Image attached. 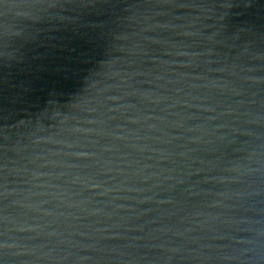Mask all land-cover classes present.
Masks as SVG:
<instances>
[{
    "label": "water",
    "instance_id": "95a60500",
    "mask_svg": "<svg viewBox=\"0 0 264 264\" xmlns=\"http://www.w3.org/2000/svg\"><path fill=\"white\" fill-rule=\"evenodd\" d=\"M0 264H264V0H0Z\"/></svg>",
    "mask_w": 264,
    "mask_h": 264
}]
</instances>
